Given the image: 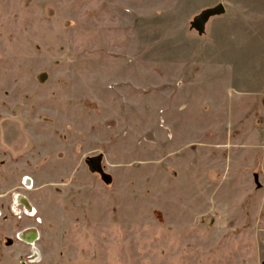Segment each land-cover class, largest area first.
<instances>
[{"label":"rangeland","instance_id":"obj_1","mask_svg":"<svg viewBox=\"0 0 264 264\" xmlns=\"http://www.w3.org/2000/svg\"><path fill=\"white\" fill-rule=\"evenodd\" d=\"M0 264H264V0H0Z\"/></svg>","mask_w":264,"mask_h":264},{"label":"water","instance_id":"obj_2","mask_svg":"<svg viewBox=\"0 0 264 264\" xmlns=\"http://www.w3.org/2000/svg\"><path fill=\"white\" fill-rule=\"evenodd\" d=\"M224 11H225V6L222 3L216 7L208 8V9L204 10L201 13V15L196 19L194 25L199 28V27L203 26L210 17L222 14ZM100 159H101L100 157L90 158V159H88V162L94 163L95 166H98Z\"/></svg>","mask_w":264,"mask_h":264},{"label":"flooded vegetation","instance_id":"obj_3","mask_svg":"<svg viewBox=\"0 0 264 264\" xmlns=\"http://www.w3.org/2000/svg\"><path fill=\"white\" fill-rule=\"evenodd\" d=\"M31 216H33V214ZM34 216H35V214H34ZM20 236L26 237L32 245H34L36 243V240L38 239L37 235L32 233V232H29L26 235H25V233H21Z\"/></svg>","mask_w":264,"mask_h":264}]
</instances>
